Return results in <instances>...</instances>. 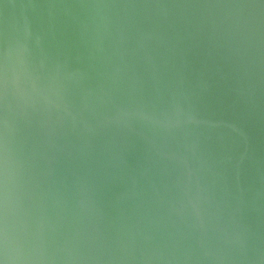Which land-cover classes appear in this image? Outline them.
Instances as JSON below:
<instances>
[{"label": "water", "instance_id": "water-1", "mask_svg": "<svg viewBox=\"0 0 264 264\" xmlns=\"http://www.w3.org/2000/svg\"><path fill=\"white\" fill-rule=\"evenodd\" d=\"M0 11V264L87 256L92 230L51 176L90 148L143 161L200 258L215 221L240 232L242 199L264 189V0Z\"/></svg>", "mask_w": 264, "mask_h": 264}, {"label": "bare ground", "instance_id": "bare-ground-1", "mask_svg": "<svg viewBox=\"0 0 264 264\" xmlns=\"http://www.w3.org/2000/svg\"><path fill=\"white\" fill-rule=\"evenodd\" d=\"M1 1L26 21L33 6L54 12L59 0ZM6 24L0 11V49L1 37L11 35ZM125 151L90 148L75 159V168L51 176L63 204L84 215L96 239L79 264H264V189H251L242 199L240 232L225 228L222 219L213 223L214 251L200 258L191 238L184 240L173 206L158 201L160 187L149 181L145 163Z\"/></svg>", "mask_w": 264, "mask_h": 264}]
</instances>
